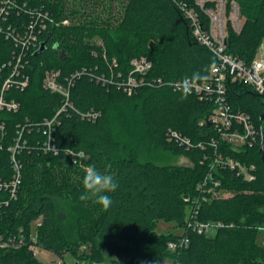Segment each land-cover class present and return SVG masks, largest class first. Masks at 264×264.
I'll return each instance as SVG.
<instances>
[{
    "label": "trees",
    "instance_id": "16d2710c",
    "mask_svg": "<svg viewBox=\"0 0 264 264\" xmlns=\"http://www.w3.org/2000/svg\"><path fill=\"white\" fill-rule=\"evenodd\" d=\"M196 1L18 0L11 8L0 0V24L5 31L12 24L23 35L34 10L48 13L52 20H46L47 31L24 57L18 77L12 76L18 38L0 33V93L10 80L4 99L19 105L17 110H0V264H42L34 247L59 258L70 252L80 260L101 263L96 243L115 239L145 245L144 264H264V246L259 242L263 233L257 230L264 225V98L248 85L227 82L233 109L249 114L260 130L253 148L236 153L223 141L217 150L210 146L213 139L219 140L216 128L208 122L214 102L194 93L181 100L175 86L194 72L201 74L199 81L207 79L217 62L195 39L192 22L181 9L183 3L196 7ZM232 1L245 22L239 33L229 22L226 51L251 63L264 39V0H228V13ZM113 2L121 3L122 10L111 24L113 15L105 18L97 12L100 7L111 12ZM202 19L206 25L207 18L202 15ZM96 36L107 45L109 57L116 58L115 72L124 77L131 71V60L148 58L153 69L147 84L130 96L116 84L92 79V75H109L104 58L93 53L98 52L97 46L83 41ZM44 42L47 50L36 56ZM49 70L61 71L62 80L81 73L70 93L72 106L58 116L53 133L58 155L44 150L45 121L65 105L63 96L43 85ZM25 79L28 83L23 88ZM92 111L99 114L96 121L84 116ZM117 115H123L129 133L131 128L139 129L134 135L143 141L139 149L117 137ZM170 130L190 138L192 147L170 141ZM144 142L152 155L185 157L191 165L160 164L143 151ZM215 152L255 164L257 180L246 182L235 171L213 169ZM90 165L107 171L118 182L117 190L107 193L112 198L107 210L98 204L90 210L94 201L79 199L84 170ZM210 173L221 182V195L229 196L203 199L198 186ZM57 199H68L88 212L76 240L65 241L59 235ZM196 211L198 222H218L225 227L210 235L194 232L187 224L190 213ZM160 221L174 223L183 233H158ZM183 237L188 238V246L169 249L170 243ZM84 243L93 244L90 254L80 252Z\"/></svg>",
    "mask_w": 264,
    "mask_h": 264
},
{
    "label": "built area",
    "instance_id": "2783aa9c",
    "mask_svg": "<svg viewBox=\"0 0 264 264\" xmlns=\"http://www.w3.org/2000/svg\"><path fill=\"white\" fill-rule=\"evenodd\" d=\"M18 0H1V5H10L15 8L18 5ZM196 7H190L187 4H181V9L185 16L191 20L193 25V35L195 39L204 47L208 48L216 57V64L212 66L210 75L203 81H197L191 86V92L196 94L201 100L213 101L215 108L208 122L213 124L219 134V140L213 139L210 146L216 150L219 147L220 141L230 145L233 152L241 153L247 149L253 148L258 141L260 130L253 122L251 116L243 111H236L228 101L227 96V82H240L250 86L253 91L259 96L264 98V39L262 40L255 58L251 63L228 54L227 38L228 27L230 22L236 32H241L242 24L240 22L239 6L235 1L231 2L229 13L231 17L227 20L226 14L228 12V3L226 0H197ZM5 10L4 8L2 11ZM202 15L207 18V24L202 19ZM48 13L41 15L36 10L32 12L31 19L28 21L26 30L23 35L18 34L14 25L9 24L7 31L4 26L0 24V33H6L8 37L18 38L16 46L19 51H14L13 60L15 61L14 71L12 76L18 77L20 69L23 68L24 57L35 48L39 42L40 36L47 31L48 25L46 20L52 22ZM7 21V19H4ZM228 21V23H227ZM68 23L67 21L65 24ZM53 24V23H52ZM101 41L98 45H101ZM98 55L97 51L93 52ZM109 70V75H92L98 83L102 82L104 85L107 83L116 84L125 93L132 96L138 88L147 84V76L153 69V63L146 57L135 58L131 60V71L126 77L121 72L116 73L115 68L118 66L116 61L109 63L107 58L103 57ZM81 73L77 72L70 77L61 78V71L49 70L44 76L43 85L47 90L60 94L65 99V105L61 110L56 113V116L51 120L45 121L46 141L44 143V150L46 152L58 155L60 149L54 144L53 133L56 130L58 116L65 110L67 106H72L70 103V93L75 85L77 78ZM115 77V78H114ZM28 80L22 83V87L27 86ZM11 81L7 80L0 93V110H17L19 105L15 101H6L4 93L9 89ZM177 88L180 87V82L175 84ZM85 117L96 121L99 114L96 112H89ZM170 141L178 143L181 147L187 149L192 147L190 138L182 135L181 133L170 130L168 133ZM199 147L204 148L203 144ZM19 145L14 149L16 153ZM217 167L235 171L236 174L246 182H253L257 180V167L255 164H246L240 160H236L230 155H222L215 152L213 169ZM17 181L12 184L16 187ZM9 188V186H7ZM221 182L217 181L212 173L208 174L204 182L198 186V190L203 195V199H207L212 195L217 198L221 195L219 188ZM221 196H229L228 193H223ZM197 211L193 214L190 213L187 227L197 232L200 235H210L220 228L225 227L224 224L218 222L203 223L196 220ZM262 232V231H260ZM264 233V232H262ZM189 241L187 237H183L179 242L169 244V249L176 251L179 248L188 246ZM264 246V241H263ZM64 264V263H59Z\"/></svg>",
    "mask_w": 264,
    "mask_h": 264
},
{
    "label": "rangeland",
    "instance_id": "374dc122",
    "mask_svg": "<svg viewBox=\"0 0 264 264\" xmlns=\"http://www.w3.org/2000/svg\"><path fill=\"white\" fill-rule=\"evenodd\" d=\"M228 3V0H226ZM122 4L113 2L111 5V12L107 11V8L105 11H103V7L99 8V11L97 14L99 15L102 13V17L107 18L108 16H112V19L110 20L111 24L115 22L114 19L121 10H122ZM111 14H110V13ZM231 17V13L226 14V19L228 20ZM240 22L243 25L245 20L240 16ZM81 21V19L79 20ZM228 23V21H227ZM69 23H66L65 25H68ZM229 24V23H228ZM227 24V27H228ZM84 43H89L92 47L97 46L98 53L102 57H106L109 63H112L113 61H116V58H110L108 55V48L107 45L104 43L102 38L99 36L93 37L91 39H84ZM102 42L101 45H98V42ZM99 46V47H98ZM129 117V114H128ZM123 115H117L115 124V132L117 134V137L123 140V142H126L131 147H135L139 149L140 143L143 142L139 140V137L136 138L134 135L136 133L139 134V129L136 127L131 128L132 133H129V129L124 125ZM134 130L136 132L133 134ZM132 134V135H131ZM135 139V140H133ZM145 150L146 153L150 154L152 156L151 158L155 159L160 164H170V165H191L189 160L185 157H179L174 158L168 154H161L160 156H157V154L152 155V151L150 146L145 142L143 145V151ZM140 154L143 155V151L139 150ZM150 152V153H149ZM94 206H96V203L94 202L93 207H89L90 210H94ZM56 211H57V220L59 224V235L61 238L65 241L70 240H76L78 235V229L81 228V225H85L83 220L84 218H88V212L76 207L72 202H70L68 199H57L56 200ZM83 219V220H82ZM90 228L87 227L83 230L85 234H87L88 230ZM157 232L158 233H176V234H182L183 231L181 229H178L175 227L174 223H167L165 221H160L157 224ZM35 235V233H34ZM36 236V235H35ZM264 241V233L260 236L259 242L263 243ZM98 243V242H97ZM96 243V252L100 255V258L102 259L101 263L96 262H90L88 260H80L78 257L74 256L70 252L66 253L63 258H59L54 253L48 250L40 249L37 247H34V253L37 256L38 260L42 264H144V258H145V252L146 247L143 244H131V243H124L119 240H113L112 243ZM93 244L92 243H84L80 247L81 253H87L90 254L92 252ZM80 253V254H81ZM165 264H173L172 262H166Z\"/></svg>",
    "mask_w": 264,
    "mask_h": 264
},
{
    "label": "clouds",
    "instance_id": "9594fccd",
    "mask_svg": "<svg viewBox=\"0 0 264 264\" xmlns=\"http://www.w3.org/2000/svg\"><path fill=\"white\" fill-rule=\"evenodd\" d=\"M201 79L202 76L199 72H194L190 77H185L178 88L181 92L180 99H187L191 92V86ZM110 167V164L107 165V168ZM84 172L82 179L84 191L79 199L81 201H94L104 210L109 209L112 206V198L107 193H114L119 187L114 176L108 174L107 171L101 172L94 165L86 167ZM257 230L264 232V225L258 226Z\"/></svg>",
    "mask_w": 264,
    "mask_h": 264
},
{
    "label": "water",
    "instance_id": "95a60500",
    "mask_svg": "<svg viewBox=\"0 0 264 264\" xmlns=\"http://www.w3.org/2000/svg\"><path fill=\"white\" fill-rule=\"evenodd\" d=\"M47 50V43L44 42L40 45L39 50L36 53V56L43 54L45 51ZM261 119L263 120L264 117H261ZM261 154H262V162L264 165V125L262 126V143H261Z\"/></svg>",
    "mask_w": 264,
    "mask_h": 264
}]
</instances>
